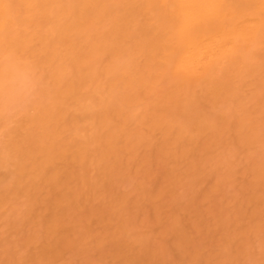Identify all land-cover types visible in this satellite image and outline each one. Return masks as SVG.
<instances>
[{
	"label": "bare ground",
	"instance_id": "bare-ground-1",
	"mask_svg": "<svg viewBox=\"0 0 264 264\" xmlns=\"http://www.w3.org/2000/svg\"><path fill=\"white\" fill-rule=\"evenodd\" d=\"M5 56L0 264H264V0H0Z\"/></svg>",
	"mask_w": 264,
	"mask_h": 264
},
{
	"label": "clouds",
	"instance_id": "clouds-1",
	"mask_svg": "<svg viewBox=\"0 0 264 264\" xmlns=\"http://www.w3.org/2000/svg\"><path fill=\"white\" fill-rule=\"evenodd\" d=\"M47 92L44 72L30 62L7 56L0 61V118L5 122L41 103Z\"/></svg>",
	"mask_w": 264,
	"mask_h": 264
},
{
	"label": "rangeland",
	"instance_id": "rangeland-1",
	"mask_svg": "<svg viewBox=\"0 0 264 264\" xmlns=\"http://www.w3.org/2000/svg\"><path fill=\"white\" fill-rule=\"evenodd\" d=\"M171 239H170V237L168 238V241H170ZM255 245V244H254ZM256 248H254V249H256L257 250V245L255 246ZM258 249H259V247H258ZM255 252H257V251H255Z\"/></svg>",
	"mask_w": 264,
	"mask_h": 264
}]
</instances>
